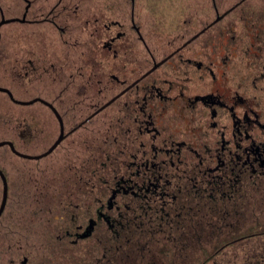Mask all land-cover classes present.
<instances>
[{"label":"flooded vegetation","instance_id":"obj_1","mask_svg":"<svg viewBox=\"0 0 264 264\" xmlns=\"http://www.w3.org/2000/svg\"><path fill=\"white\" fill-rule=\"evenodd\" d=\"M206 1L172 27L149 0L0 3L29 115L3 139L91 183L6 202L0 264H264V0Z\"/></svg>","mask_w":264,"mask_h":264},{"label":"trees","instance_id":"obj_2","mask_svg":"<svg viewBox=\"0 0 264 264\" xmlns=\"http://www.w3.org/2000/svg\"><path fill=\"white\" fill-rule=\"evenodd\" d=\"M23 35H25L24 32L20 33L19 34L20 38ZM0 92H4L8 97V99L13 102L12 98L7 92L2 90H0ZM2 97L4 96L0 95V99ZM1 124L4 123L2 122ZM4 126L6 128V125ZM10 129L7 128L4 130L9 131ZM12 136H13V132L9 131L8 135L6 136L0 135V139L6 137L11 138ZM33 162L35 161L28 159L26 157L18 156L8 143L0 144V167L5 171L9 183L8 198H7L8 204L14 202L17 199V196L20 202H32V203L37 202L38 200L35 198L37 195L39 197V201L47 202V204L51 206L54 203L55 204L68 203L69 201L73 200L72 198L73 193L71 191H68V189L70 188L73 189L74 186L79 185L80 183H83V185L91 184V183L87 184L85 179L86 177L83 175L82 177L79 176L78 174H76L75 171H73L72 175H69L65 173L59 174L58 171L54 170L57 172V174L52 175L51 173L49 175L47 174L44 165L36 166ZM98 164L100 166L101 162H98ZM51 170H53V168H51ZM18 176L22 177L23 180L22 184L26 185L27 187L19 191L16 190V187L18 186V182H17ZM99 180H101V178H99ZM31 188L32 190L29 192L28 189ZM2 193H3V180L0 175V202L2 198ZM44 197L45 199H43ZM7 208H9L8 205ZM140 233L142 232L140 231ZM138 242H139V246L137 249H140V243L142 242L140 241ZM114 249L116 251L115 259L119 262L121 261L123 256V249L122 247L120 248L115 247ZM135 260H138V257L135 256Z\"/></svg>","mask_w":264,"mask_h":264},{"label":"rangeland","instance_id":"obj_3","mask_svg":"<svg viewBox=\"0 0 264 264\" xmlns=\"http://www.w3.org/2000/svg\"><path fill=\"white\" fill-rule=\"evenodd\" d=\"M151 4H153L152 7L148 8L151 9L154 13H156V16H158L159 20L162 19L165 26H177L180 24V21L183 19L182 14L184 16L186 15L185 9H190L187 7L189 4V1L187 0H149ZM205 3V8L208 7V1L206 0H192V2H200ZM186 3V6H183V3ZM0 3L3 7L7 3H10V0H0ZM184 10V13H183ZM155 17V16H154ZM9 25L8 27L12 25H16L13 23H5V26ZM21 25L18 24V27ZM11 30L3 32V39L6 41L7 36L9 35L11 38ZM8 34V35H7ZM7 84H10V82H7ZM42 84V83H41ZM11 85V84H10ZM0 95L4 96L0 99V135L6 136L8 135V132H13V125L16 124L20 119H24L26 121L27 116L29 118L28 113L24 110L25 104L19 105L18 103H13L8 99L6 94L4 92H0ZM7 118V119H6ZM6 119V120H5ZM9 119V120H8ZM4 124H1V123ZM6 125V128L5 126ZM10 129L9 131L4 129ZM4 130V131H3ZM7 131V132H6Z\"/></svg>","mask_w":264,"mask_h":264},{"label":"water","instance_id":"obj_4","mask_svg":"<svg viewBox=\"0 0 264 264\" xmlns=\"http://www.w3.org/2000/svg\"><path fill=\"white\" fill-rule=\"evenodd\" d=\"M13 18H15V17L7 18V17H5V15L3 13L2 14V18L0 19V26H1V24L3 22H6V21H8L10 19H13ZM0 89L8 90L10 95L12 96V92H11V90L8 87H4V86L0 85ZM21 101L26 102L24 100H21ZM4 143H9L14 150L19 152V150H17L15 148V145H14L12 140H10V139H0V144H4ZM22 154L25 155V156H28L27 153H22ZM0 175H1L2 180H3V193H2L1 203H0V214H1L3 209H4V207H5V205H6V202H7L9 183H8L7 175H6L5 171L1 167H0Z\"/></svg>","mask_w":264,"mask_h":264}]
</instances>
